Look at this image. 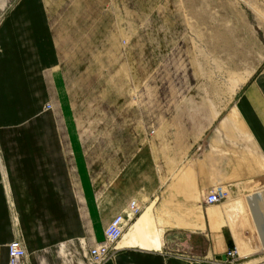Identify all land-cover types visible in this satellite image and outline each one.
Listing matches in <instances>:
<instances>
[{
  "label": "crops",
  "instance_id": "crops-1",
  "mask_svg": "<svg viewBox=\"0 0 264 264\" xmlns=\"http://www.w3.org/2000/svg\"><path fill=\"white\" fill-rule=\"evenodd\" d=\"M234 113L243 134L164 123L125 163L94 170L49 4L15 1L0 14V264L16 238L28 264H88L118 219L103 264H228V250L233 264H264V66ZM217 185L229 198L206 204Z\"/></svg>",
  "mask_w": 264,
  "mask_h": 264
},
{
  "label": "rangeland",
  "instance_id": "rangeland-1",
  "mask_svg": "<svg viewBox=\"0 0 264 264\" xmlns=\"http://www.w3.org/2000/svg\"><path fill=\"white\" fill-rule=\"evenodd\" d=\"M46 2L94 170L164 123L243 134L234 105L264 66V0Z\"/></svg>",
  "mask_w": 264,
  "mask_h": 264
},
{
  "label": "built area",
  "instance_id": "built-area-1",
  "mask_svg": "<svg viewBox=\"0 0 264 264\" xmlns=\"http://www.w3.org/2000/svg\"><path fill=\"white\" fill-rule=\"evenodd\" d=\"M153 132V131H151ZM229 198L227 187L217 185L212 187L205 195L206 204H219ZM126 224L122 219L110 222L104 228L103 241L94 244L88 249V264H103L111 256V250L114 244L122 236ZM8 264H28L26 249L19 238L13 239L7 245ZM237 260L236 250H228L226 253V262L233 264Z\"/></svg>",
  "mask_w": 264,
  "mask_h": 264
}]
</instances>
